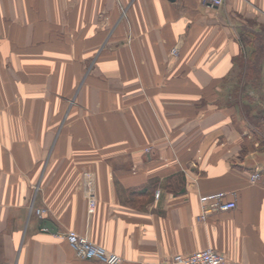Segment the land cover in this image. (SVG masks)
<instances>
[{
  "label": "crops",
  "instance_id": "obj_1",
  "mask_svg": "<svg viewBox=\"0 0 264 264\" xmlns=\"http://www.w3.org/2000/svg\"><path fill=\"white\" fill-rule=\"evenodd\" d=\"M67 230L264 264V0H0V264H102Z\"/></svg>",
  "mask_w": 264,
  "mask_h": 264
},
{
  "label": "built area",
  "instance_id": "obj_2",
  "mask_svg": "<svg viewBox=\"0 0 264 264\" xmlns=\"http://www.w3.org/2000/svg\"><path fill=\"white\" fill-rule=\"evenodd\" d=\"M225 0H203L204 3L210 5H220ZM178 49L174 47L172 52L177 54ZM261 177L259 172L252 174V179L257 180ZM160 192H156L159 196ZM230 193L225 190L212 191L200 194V202L202 205V217H208L212 213L223 212L235 209L237 207L236 193L233 197H228ZM92 204L93 201H92ZM94 206H91L93 209ZM44 213V209L38 210ZM47 229V226L44 227ZM60 233V232H59ZM60 236L66 239L75 249L77 254L85 259H93L102 264H122L123 257L118 252L110 251L107 248L98 245L92 241L87 235L81 234L76 230L62 231ZM174 261L179 264H224L225 256L212 247H206L189 254H177L174 256Z\"/></svg>",
  "mask_w": 264,
  "mask_h": 264
},
{
  "label": "water",
  "instance_id": "obj_3",
  "mask_svg": "<svg viewBox=\"0 0 264 264\" xmlns=\"http://www.w3.org/2000/svg\"><path fill=\"white\" fill-rule=\"evenodd\" d=\"M46 226H47V228H49L51 230H54V232H57V227L51 221L47 220L46 221Z\"/></svg>",
  "mask_w": 264,
  "mask_h": 264
}]
</instances>
